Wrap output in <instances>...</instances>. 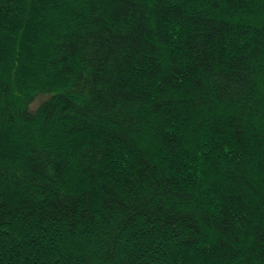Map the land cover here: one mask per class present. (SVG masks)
Wrapping results in <instances>:
<instances>
[{
	"label": "trees",
	"instance_id": "16d2710c",
	"mask_svg": "<svg viewBox=\"0 0 264 264\" xmlns=\"http://www.w3.org/2000/svg\"><path fill=\"white\" fill-rule=\"evenodd\" d=\"M0 264H264V0H0Z\"/></svg>",
	"mask_w": 264,
	"mask_h": 264
}]
</instances>
